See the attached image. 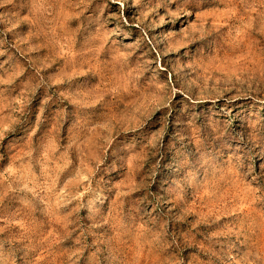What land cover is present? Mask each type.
I'll use <instances>...</instances> for the list:
<instances>
[{
	"label": "rangeland",
	"instance_id": "1",
	"mask_svg": "<svg viewBox=\"0 0 264 264\" xmlns=\"http://www.w3.org/2000/svg\"><path fill=\"white\" fill-rule=\"evenodd\" d=\"M0 264H264V0H0Z\"/></svg>",
	"mask_w": 264,
	"mask_h": 264
}]
</instances>
